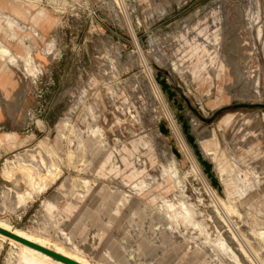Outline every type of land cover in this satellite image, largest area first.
Returning <instances> with one entry per match:
<instances>
[{"label":"rangeland","instance_id":"rangeland-1","mask_svg":"<svg viewBox=\"0 0 264 264\" xmlns=\"http://www.w3.org/2000/svg\"><path fill=\"white\" fill-rule=\"evenodd\" d=\"M23 2L62 21L23 39L0 223L94 264H264V0Z\"/></svg>","mask_w":264,"mask_h":264},{"label":"crops","instance_id":"crops-1","mask_svg":"<svg viewBox=\"0 0 264 264\" xmlns=\"http://www.w3.org/2000/svg\"><path fill=\"white\" fill-rule=\"evenodd\" d=\"M23 4L0 0V43L12 56L0 52V160L23 147L22 111L30 102L17 66L26 53L24 36L29 34L28 28L33 27L44 36L62 21L56 9H42L37 5L29 9L25 2Z\"/></svg>","mask_w":264,"mask_h":264},{"label":"bare ground","instance_id":"bare-ground-1","mask_svg":"<svg viewBox=\"0 0 264 264\" xmlns=\"http://www.w3.org/2000/svg\"><path fill=\"white\" fill-rule=\"evenodd\" d=\"M0 51L3 52V53L7 52L6 48H4V47L1 48ZM0 227L4 228V229H6V230H8V231L20 236V237H23V238H25V239H27V240H29L31 242H34V243H36L38 245H41V246H43V247H45L47 249H50V250H52V251H54V252H56V253H58L60 255H63L65 257L69 258V259H72V260H74V261H76V262H78L80 264H94V263L86 260L85 258H83L81 255L76 254V253L70 251L69 249H66L65 247L59 246L57 244H52V243L46 241V239H44V238L42 239V238H40L38 236H35V235L25 234V233L19 232L17 230H13V229L9 228V226H7L6 224H3V223H0ZM258 234L262 238H264V231H260ZM0 238L7 239L13 245L17 246L21 250L29 252L30 254H32V256L36 260H38L42 264H66V263L61 262V261H59L57 259H54L51 256H49V255H47L45 253H42V252H40V251H38V250H36V249H34L32 247H29V246H27V245H25V244H23V243H21V242H19L17 240H14V239H12L10 237H7V236H5V235H3L1 233H0Z\"/></svg>","mask_w":264,"mask_h":264},{"label":"water","instance_id":"water-1","mask_svg":"<svg viewBox=\"0 0 264 264\" xmlns=\"http://www.w3.org/2000/svg\"><path fill=\"white\" fill-rule=\"evenodd\" d=\"M0 233L5 235V236H7V237H10V238H12L14 240H17V241H19V242H21V243H23V244H25V245H27L29 247H32V248H34V249H36V250H38V251H40L42 253H45V254L51 256L52 258L57 259V260H59L61 262H64L66 264H80V263H78V262H76V261H74L72 259H69V258H67V257H65L63 255H60V254H58V253H56V252H54V251H52L50 249H47V248H45V247H43L41 245H38V244H36L34 242H31V241H29V240H27V239H25L23 237H20V236L14 234V233L2 228V227H0Z\"/></svg>","mask_w":264,"mask_h":264}]
</instances>
